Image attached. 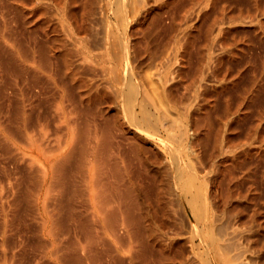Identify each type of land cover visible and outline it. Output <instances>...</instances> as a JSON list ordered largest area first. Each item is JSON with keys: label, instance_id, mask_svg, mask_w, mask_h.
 <instances>
[{"label": "bare ground", "instance_id": "1", "mask_svg": "<svg viewBox=\"0 0 264 264\" xmlns=\"http://www.w3.org/2000/svg\"><path fill=\"white\" fill-rule=\"evenodd\" d=\"M178 3L0 0L3 246L14 242L8 230L15 228L21 256L34 263L264 264V219L258 209L264 204L255 206V190L244 184V191L241 174L234 173L247 163L245 157L254 158L252 152L264 155V139L261 149L251 141L243 153L236 150L240 143L233 144L241 115L255 110V100L264 104V97L256 98L264 70L259 78L256 70L245 91L239 86L241 101L236 96L234 110L227 104L216 127L209 110L215 108L208 96L213 87L206 86L210 70L224 58L264 43V11L255 18L253 10L251 17L247 13L250 7H239L249 18L234 24L221 10L201 12L207 17L202 26L191 23L184 6L185 13L170 12ZM163 12L171 17L165 24L168 36L159 40ZM238 12L231 18L243 15ZM13 22L23 23L24 35L11 28ZM250 29L257 39L249 31L234 35ZM238 67L236 86L245 70ZM262 110L255 117L258 127L244 131L247 136L264 133ZM9 264H16L14 258Z\"/></svg>", "mask_w": 264, "mask_h": 264}, {"label": "rangeland", "instance_id": "2", "mask_svg": "<svg viewBox=\"0 0 264 264\" xmlns=\"http://www.w3.org/2000/svg\"><path fill=\"white\" fill-rule=\"evenodd\" d=\"M8 1H10V0H8ZM160 1H162V0H159V2ZM184 2L183 3V5H182V2ZM203 1H205V0H194V1H192V0H179V3L178 4H173L172 6L173 7H171V9H173L172 11L170 10V12H174V11H176V12H178V14H179V12H181V13H185L186 11L184 10V7H186L189 11H190V20L192 21L191 23H197V22H203V23H201L200 25H202L203 26V24L205 23L204 21H206L207 20V17L206 18H204L203 16H208V14L209 13H211V11H213L214 10V13L216 12V11H219V10H221L220 12H221V14L223 15H225L226 16V19H230L231 20V23H235L236 21H240V20H243V18H247L246 20H248V18H249V16H250V14L253 12V15H252V17L254 16V15H256V17L255 18H257V16L258 15H260V16H262L261 14H262V12L264 11V0H257V2H256V0H239L240 1V3L239 2H236V1H238V0H231V3H230V0L229 1H225V0H207L205 3L207 4H205L204 2V4L205 5H203V3L202 2ZM214 1V2H213ZM221 1V2H220ZM224 2V4H227L228 2V5H224V4H221V3H223ZM180 2H181V4H180ZM189 2V3H188ZM196 2V3H195ZM202 3V5L199 3ZM214 4H213V3ZM219 3V4H217V3ZM237 4H236V3ZM248 4H247V3ZM259 2H260V4H259ZM261 2L263 3V4H261ZM193 3V4H192ZM234 3V4H233ZM238 3H239V5H238ZM250 3V4H249ZM253 3V4H252ZM186 4L188 5V7L186 6ZM194 4L196 5V4H198L199 6H200V8H201V10L200 11H198V9H199V7H198V5H196V7H194L193 9L195 10V13L193 14V9H192V6H194ZM209 4V5H208ZM223 6V7H226V8H228L229 7V9H225V8H222L221 7V5ZM236 4V5H235ZM243 4H245V5H243ZM255 4H258V5H262L263 7H259L258 5H256L255 6ZM180 5V6H179ZM220 5V6H219ZM229 5H231V6H238V8H234V10H233V8H230L231 6H229ZM249 5V6H248ZM254 7L255 6V9L257 8V10H258V8H259V10H260V8H261V10L258 12L257 10H255V9H253V8H251L252 6ZM157 7L159 6V3L156 5ZM174 6H176V8L174 9ZM184 6V7H183ZM246 8H245V7ZM258 6V7H257ZM179 7L181 8V7H183L182 8V10H184V12H182L181 11V9H179ZM190 7V8H189ZM239 7H243V9H248L247 7H250L249 8V10H247L246 12L248 13V17L245 15V14H247L246 12H245V10H244V12H245V14L243 13V9L241 10H238V11H240V13L241 14H243L242 16L240 15V16H238V15H236L235 17H234V19L233 18H231V17H233L236 13L237 14H239V12L237 11V9H239ZM185 8V9H186ZM198 8V9H197ZM210 8V9H209ZM213 8V9H212ZM186 9V10H187ZM202 9H203V11H202ZM230 9H232L233 11H234V13H232V14H234L233 16H231V12H232V10L230 11ZM236 9V10H235ZM193 10V11H192ZM208 11V12H205V11ZM226 10V11H225ZM253 10V11H252ZM198 11V12H197ZM230 11V12H229ZM236 11V12H235ZM242 11V12H241ZM252 11V12H251ZM254 11H256V12H254ZM188 12V11H187ZM201 12H202V14H203V16L201 15ZM223 12V13H222ZM250 12V13H249ZM166 13V12H165ZM169 12H167L164 16H163V14H164V12L162 13V16L160 17V18H164V19H166V18H168V17H171V13H169ZM180 13V14H181ZM192 13V14H191ZM197 13H200V19L197 21L194 17H196V14ZM205 13V14H204ZM255 13V14H254ZM258 13H260V14H258ZM158 14V17H159V13H157ZM211 14H213V12L211 13ZM258 14V15H257ZM168 15H170V16H168ZM194 15V16H193ZM221 15V16H222ZM245 15V16H244ZM229 16V17H228ZM259 16V17H260ZM251 17V16H250ZM159 18V20H160V22H159V40H164V39H166V37L168 36V35H166L167 33V30H165L166 29V23H168V20L169 19H166V20H164L163 18V21H162V19H160ZM192 18H194L195 20H193ZM204 18V19H203ZM237 19V20H236ZM244 19V20H245ZM202 20V21H201ZM165 21V22H164ZM170 21V20H169ZM235 21V22H234ZM163 22V23H162ZM160 24H163L162 26L163 27H160L161 25ZM166 24V25H165ZM11 26V28L16 32V33H18V34H23L24 35V33H22L23 32V23L22 22H18V23H15V22H13L12 23V25H10ZM164 26H165V28H164ZM164 28V29H163ZM39 30H40V33H41V35L43 36V37H46V34H45V32L43 31V29L42 28H39ZM162 30H164L163 31V33H162ZM248 31H249V35L251 36V37H253V35L252 34H254V39H257V37H258V35H256L257 34V32H255L254 30H252V29H250V30H247V32H245V31H243V30H241L240 32L239 31H236L235 32V36L237 37H240V35H245V33H247L248 34ZM13 32V31H12ZM251 32H252V34H251ZM234 33V32H233ZM238 33V34H237ZM241 33V34H240ZM243 33V34H242ZM163 36H161V35ZM164 35H165V37H164ZM233 35V34H232ZM260 40V39H259ZM160 42V41H159ZM232 43H233V40L231 41ZM255 45V48H254V46L252 47V48H247L246 50V54L248 55L250 52H252V54L250 53L248 56H246L245 55V53H240V55L238 54V57H237V55L235 56V58L234 57H226V61H225V58H224V60L222 61V62H219V63H221V64H216V67L217 66H219V67H221V68H219V67H217V69H219V71L215 68V67H213L214 69V71H216L219 75H217L216 74V72H213V70L211 69L210 70V73H209V75H208V82H206L207 83V85L206 86H208V89L210 88V87H213V88H210V89H212V91L213 92H211V90L209 89V92H211V93H209L208 92V96H210L211 97V99H215L214 101H213V103L215 104V113L213 112L214 111V109H209V110H211L210 111V114H214V115H210L211 117H210V121L213 123V125H215V127L219 124V122H220V119H222L224 116H226V115H224V113H225V111H227L226 110V108H227V104H229V103H231V104H229V105H232L231 106V109L232 110H234V108L238 105V102L239 101H241L240 99V95H238V94H241L240 92H242L243 93V90L245 89V88H249V82H251L254 78H255V76H257L256 74V70H258L257 72H258V78L259 77H261V72L264 70V60H263V57H264V55H263V53H264V51H263V53H261L262 52V50H263V48H264V43L262 42V41H257V43L256 44H254ZM256 45H257V47H256ZM263 45V46H262ZM260 46V47H259ZM219 47V46H218ZM231 47H233L232 45H231ZM261 47H262V49H261ZM252 49V51H248V50H251ZM260 49V50H259ZM218 50V49H217ZM254 50H258L259 51V53H255V51ZM258 51H256V52H258ZM254 54H255V56L257 55L258 56V58H260V56H261V58L262 59H258L257 57H255L254 56ZM259 54V55H258ZM242 55V56H241ZM252 55V56H251ZM241 56V57H240ZM248 58V59H246V57ZM244 57H245V59H244ZM251 57V58H250ZM255 57V58H254ZM230 58H231V60H230ZM232 58H233V60H232ZM237 58H240V59H237ZM254 58V59H253ZM236 59L238 60V61H241V59H242V61H244V62H239L238 63V61L237 62H235L236 61ZM250 59V60H249ZM255 59H258V61L257 60H255ZM247 60L249 61V62H252V60H253V62H252V64L251 63H249V62H247ZM254 62H255V64H254ZM260 62H262V63H259ZM228 63V64H227ZM230 63H232V65L230 64ZM240 63H245V64H243V66L240 64ZM247 63V64H246ZM224 64H226V65H224ZM238 64V65H237ZM240 64V65H239ZM249 64H250V66H249ZM258 64V65H257ZM227 65H228V68L226 69V67H227ZM245 65V66H244ZM254 67H253V66ZM256 65V66H255ZM262 65V67H260V68H258L259 66H261ZM213 66H215V64L213 65ZM225 67V68H223L224 69V71H220V69H222V67ZM238 66H241V67H243L245 70L243 71L244 73H242L241 74V77H239V78H241L240 80L242 81H240V80H238V81H240V83L239 84H241V85H239L238 83H237V86H236V84H233L232 83V81H234V80H236V79H234V78H236L237 77V72L239 71L238 69L236 70V68H239L240 69V67H238ZM232 67H233V69H235V70H233L232 69ZM243 68H242V70H243ZM252 68H255L254 70L252 69ZM262 68V69H261ZM230 70V71H227V72H229V74L226 72V70ZM232 69V70H231ZM260 69V70H259ZM248 70H250V72L249 73H247V71ZM262 70V71H261ZM234 71V72H233ZM237 71V72H236ZM246 71V72H245ZM253 71V72H252ZM260 71V72H259ZM224 72H226V74L224 73ZM230 72H232V73H230ZM251 72H252V77L251 76H249V75H251ZM255 72V74H253ZM222 73V74H221ZM239 73V72H238ZM216 75V77L214 78V76L213 75ZM223 74H225L226 75V77L227 78H225V75H223ZM235 75L234 77L232 76V75ZM87 75H88V72H87ZM223 75V76H222ZM228 75H229V78L230 79H228ZM88 76H91V74L90 75H88ZM222 76V77H221ZM232 76V77H231ZM249 76V80L250 81H248V77ZM212 77H213V79H212ZM219 77V78H218ZM224 77V78H223ZM209 78H210V80H209ZM218 78V79H217ZM222 78V80H220L219 81V79H221ZM233 78V80H231ZM247 78V79H246ZM227 79L229 80V81H227ZM214 80H216V81H214ZM217 80H218V82H217ZM259 80L261 81V83H260V81H259V83L260 84H262V85H260V89L262 90V89H264L263 87H264V85H263V82H262V80L264 81V77L262 78V80H261V78H259ZM3 81V77L2 76H0V82H2ZM230 81H231V83H230ZM212 82V83H211ZM221 82H225V85L226 86H228L227 88H226V86L223 84V83H221ZM226 82H227V84H226ZM243 82H245V83H243ZM205 83V84H206ZM208 83H209V85H208ZM211 83V84H210ZM218 84H219V86H218ZM224 85V86H222V85ZM244 84V85H243ZM211 85V86H210ZM216 85H217V88H216ZM243 85V86H242ZM246 85H247V87H246ZM210 86V87H209ZM222 86V87H221ZM239 86H241V87H244L243 88V90L242 89H239L240 87ZM224 87H225V89H224ZM236 87H237V89H236ZM219 88V91H222V92H220V94H219V91L217 90ZM231 88H233V90L230 89ZM216 91H214V90ZM226 90V91H225ZM230 90V91H229ZM240 92H239V91ZM261 90H259V92H258V94L260 95H258V97H256V98H258V99H261L262 97H264V94L262 95V93H264L263 92V90L261 91ZM223 91H225V93L223 92ZM228 91H229V93H228ZM232 91H234V93H233V95L231 94L232 93ZM238 91V92H237ZM245 91V90H244ZM235 92H237L236 94H235ZM224 95H223V94ZM229 96H228V95ZM201 95H202V93H201ZM219 95V96H218ZM222 95V96H221ZM231 95V96H230ZM235 95V96H234ZM216 96H218L220 99L221 98H223L222 100L223 101H221L218 97H216ZM233 96H234V98H233ZM236 96H238V98H239V101L237 102V99H235V98H237ZM202 97H203V95H202ZM213 97H215V98H213ZM226 97H229L228 99L226 98ZM217 98V99H216ZM225 99V100H224ZM235 99V100H234ZM219 100V101H218ZM231 100H232V102H231ZM234 100V101H233ZM263 100V101H262ZM217 101H218V103H220V104H216L217 103ZM230 101V102H229ZM258 100H255L253 103H251V106H252V110H254V111H256V112H252V111H250V113L251 114H253V116L251 115V114H249L247 117H245L246 115H241L242 117H241V119L239 120L238 119V121H237V123H236V125L238 124V126L240 127H236V129H235V132H234V134L233 135H235V137H234V141H236V143L234 142L233 144L235 145L236 144V147H238V144H239V147L236 149V150H238L240 153L242 152V151H244L245 152V150H247L248 148H251V144L253 145V143H255V148L256 149H261L262 147H260L262 144H264V143H262V141H263V139H264V137H263V134L264 133H260L259 132V134H261L262 135V137L258 134V133H256V135H258V137H259V140H260V138H261V142H259V140H258V137L254 134L252 137L251 136H247L248 134L246 133V132H244L245 130L247 131V132H249V128L252 126L251 124H253L254 126H252V127H258V124H259V122H258V124H257V120H259V118L258 119H256L257 117V114L259 115V117H260V112H262L263 110V106H264V104L263 103H258L257 102ZM226 102H228V103H226ZM235 102H237V104L235 103ZM255 102H256V105L258 106H253L252 104H255ZM260 102H264V98H262L261 100H260ZM224 103L226 104V105H224ZM259 104H262V105H259ZM222 105H223V107H222ZM218 106V107H217ZM217 107V108H216ZM219 108V109H218ZM256 108H260V109H256ZM216 110H218V111H216ZM223 111H224V113H223ZM260 111V112H259ZM221 112V113H220ZM259 112V113H258ZM218 113V114H217ZM223 113V114H222ZM249 113V112H248ZM217 115H219V116H217ZM223 116V117H221V116ZM217 116V117H216ZM251 116H252V119L254 120H252L251 119ZM256 117V118H255ZM225 118V117H224ZM215 119H218V120H215ZM219 121V122H218ZM246 121V122H245ZM250 121V122H249ZM240 122H241V125H240ZM248 122V123H247ZM251 122H253V123H251ZM256 123V124H255ZM248 125V126H247ZM249 125H251V126H249ZM256 125V126H255ZM247 127V128H246ZM256 127V128H257ZM244 128H246V129H244ZM248 129V130H247ZM261 130H264V126H263V128L261 127ZM242 131V132H241ZM238 133V134H237ZM237 134V135H236ZM237 136H239V137H237ZM255 136H256V138H255ZM249 137H251L250 139H249ZM240 139V140H237V139ZM245 138V139H244ZM255 138V139H254ZM211 139L213 140V136L211 137ZM236 139V140H235ZM247 139H248V141H247ZM252 139V140H251ZM253 139H254V141H253ZM211 140V150H212V146H213V141ZM248 142V144H246V142ZM237 141H239V142H237ZM250 141V142H249ZM251 141L253 142V143H251ZM256 142L258 143V145L256 144ZM264 142V141H263ZM249 143H251V144H249ZM262 143V144H261ZM241 144L243 145V147L241 146ZM245 144H246V146H245ZM247 145H249L250 147H247ZM245 146V147H244ZM235 147V148H236ZM242 147V150L240 149ZM232 148H234V147H232ZM235 148L233 149V150H235ZM255 148H254V150L253 151H255ZM225 149H227V148H225ZM229 149V148H228ZM245 149V150H244ZM248 151H250V149H248ZM252 152V151H251ZM250 152V153H251ZM259 152H261V151H259ZM257 153V150L255 151V152H252V154L253 153H255L254 155H253V159H252V155H250V158L252 159H250V160H247L246 158L247 157H243L244 159H243V161H246L247 163H243V161H242V165L240 164V166L238 165V167H236L235 169H234V173L236 174V176H239V174H241L240 175V177H242L243 179H242V183L243 184H240V185H242L241 186V188L244 190V189H246V190H244V191H247V189L248 188H250V186H252L253 187V189L255 190V191H253V196L255 197V195H256V198H254L253 200H254V203H255V206H256V204H258L257 205V208H258V206L259 205H263L264 204V155H263V152H261V153ZM243 153V152H242ZM257 153V154H256ZM231 154V153H230ZM262 154V160H261V158L260 157H258V156H260V155ZM256 155H258V156H256ZM257 158H259V159H257ZM222 159V158H221ZM251 161H253V162H251ZM251 162V163H250ZM253 163V164H252ZM249 164H250V166H251V168H250V171H249V169H248V167H249ZM252 164V165H251ZM243 166V167H242ZM240 167H242V168H240ZM245 167V168H244ZM246 167H247V169H246ZM252 167H253V169H252ZM236 169H238V170H236ZM242 169V172H243V174H242V172H240V170ZM236 171V172H235ZM239 171V172H238ZM229 175V174H228ZM227 175V176H228ZM244 180H245V182H244ZM244 184L245 185H247L248 186V188H243V187H245L244 186ZM246 186V187H247ZM257 193V194H256ZM246 200V199H245ZM255 200H257L256 202H255ZM243 201H244V199H243ZM261 208H262V211H261V215H262V213H263V216L261 217V218H263L264 219V208H263V206L262 207H260V208H258L259 209V211L261 210ZM179 218V217H178ZM180 219V218H179ZM181 220V219H180ZM179 223H180V221H179ZM8 235L10 236V238H12L13 240H14V242L12 243V245H5V246H3L2 245V241H1V236H0V264H6V261L7 262H9L10 263V261L14 258V260L16 261V264H44V262H40V263H34V261L32 260V258H30V259H26V258H23L22 256H21V254L23 253L22 252V248H20V239H19V234L17 233V230L15 229V228H10L9 230H8ZM181 244V243H180ZM179 245V244H178ZM182 245V244H181ZM180 246V245H179ZM14 249V251H15V253L16 254H18V255H14L13 254V250L12 249ZM180 248H181V246H180ZM4 249H7V251H6V253L4 252ZM22 252V253H21ZM9 263H7V264H9Z\"/></svg>", "mask_w": 264, "mask_h": 264}]
</instances>
